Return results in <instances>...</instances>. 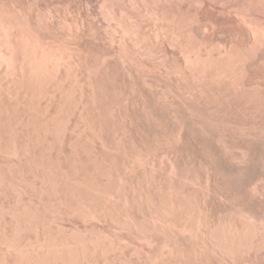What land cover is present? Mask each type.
Masks as SVG:
<instances>
[{
    "label": "rangeland",
    "instance_id": "1",
    "mask_svg": "<svg viewBox=\"0 0 264 264\" xmlns=\"http://www.w3.org/2000/svg\"><path fill=\"white\" fill-rule=\"evenodd\" d=\"M0 26V264H264V0H0Z\"/></svg>",
    "mask_w": 264,
    "mask_h": 264
},
{
    "label": "bare ground",
    "instance_id": "2",
    "mask_svg": "<svg viewBox=\"0 0 264 264\" xmlns=\"http://www.w3.org/2000/svg\"><path fill=\"white\" fill-rule=\"evenodd\" d=\"M104 1V0H103ZM130 2V1H129ZM106 3V2H105ZM133 3V2H132ZM137 4V3H136ZM102 5V4H101ZM99 6V5H98ZM112 6V5H111ZM103 7V6H102ZM131 7V6H130ZM101 8V7H100ZM11 9V8H10ZM18 10V9H17ZM106 10V9H105ZM106 12H107V10H106ZM109 12V11H108ZM155 17V16H154ZM112 18V17H111ZM157 18V17H156ZM121 19V18H120ZM155 19V18H154ZM6 20V19H5ZM22 20V19H21ZM24 20V19H23ZM158 21V20H157ZM22 23H23V21H22ZM27 23V22H26ZM2 25V24H1ZM116 25V24H115ZM1 27V26H0ZM37 27V26H36ZM2 28V27H1ZM5 28V27H4ZM2 31V30H1ZM14 31V30H13ZM4 32V31H3ZM16 32V31H15ZM42 32V31H41ZM116 32V31H115ZM124 32V31H123ZM10 33V32H9ZM157 33V32H156ZM22 34V33H21ZM21 34H20V36H21ZM77 34V33H76ZM38 35V34H37ZM136 35V34H135ZM254 35V34H253ZM122 36V35H121ZM18 37V36H17ZM5 38V37H4ZM20 39V38H19ZM23 39V38H22ZM5 40H6V38H5ZM9 40V39H8ZM23 42V41H22ZM31 42V41H30ZM34 42V41H33ZM37 42V41H36ZM46 42V41H45ZM5 43V42H4ZM12 43H13V41H12ZM16 43V42H15ZM31 44H33V43H31ZM11 45V44H10ZM22 48H23V45H22ZM25 48H26V46H25ZM28 48V47H27ZM48 49V48H47ZM10 50H12V49H10ZM8 48L7 49H5V50H3V51H1V57L2 58H5V61L7 60V62H11V65L10 66H8V67H10V68H12V69H14V65L15 64H12V61L13 60H11V57H10V54H12V53H10V52H8V51H10ZM37 50V49H36ZM24 51V50H23ZM16 52V51H15ZM20 52V51H19ZM35 52V51H34ZM39 52V51H38ZM17 53H18V51H17ZM22 53V52H21ZM35 54H36V52H35ZM40 54H41V52H40ZM28 56H30V55H28ZM25 57V56H24ZM31 57V56H30ZM40 57V56H39ZM46 57V56H45ZM61 57V56H60ZM120 57V56H119ZM125 57V56H124ZM10 58V59H9ZM49 58V57H48ZM59 58V57H58ZM13 59V58H12ZM55 59V58H54ZM121 59H122V57H121ZM1 60V59H0ZM25 60V59H24ZM27 60V59H26ZM39 60V59H38ZM45 60V59H44ZM61 60V59H60ZM31 61V60H30ZM58 61V60H57ZM10 62H9V64H10ZM13 62H15V61H13ZM33 62V61H32ZM31 62V63H32ZM124 62V61H123ZM6 63V62H5ZM4 63V64H5ZM37 63H39V62H37ZM48 63V62H47ZM121 63V62H120ZM17 64V63H16ZM21 64V63H20ZM33 64V63H32ZM22 65V64H21ZM30 65V64H29ZM41 65V64H40ZM62 65V64H61ZM4 66V65H3ZM18 66V65H17ZM31 66V65H30ZM35 66V65H34ZM123 66H124V64H123ZM139 66V65H138ZM37 67V66H36ZM2 68V67H1ZM6 68V67H5ZM25 68V67H24ZM52 68V67H51ZM36 69V68H35ZM122 69V68H121ZM20 70H21V68H20ZM25 70V69H24ZM126 70V69H125ZM129 70H131V69H129ZM30 71H32V70H30ZM34 71H36V70H34ZM39 71V70H38ZM52 71V70H51ZM127 71V70H126ZM5 72V71H4ZM19 72V71H18ZM26 72V71H25ZM124 72V71H123ZM7 73V72H6ZM22 73V72H21ZM27 73V72H26ZM37 73V72H36ZM35 73V74H36ZM129 73V72H128ZM8 74V73H7ZM11 74V73H10ZM14 74H15V71H14ZM203 74V73H202ZM19 75V74H18ZM26 75V74H25ZM34 75V74H33ZM51 75V74H50ZM124 75V74H123ZM8 76V75H7ZM10 76V75H9ZM8 76V77H9ZM200 76V75H199ZM15 77H16V75H15ZM19 77H20V75H19ZM24 77V76H23ZM28 77H29V75H28ZM38 77V76H37ZM17 78V77H16ZM15 78V79H16ZM26 78V77H25ZM31 78V77H30ZM144 78V77H143ZM203 78V77H202ZM106 79V78H105ZM138 79V78H137ZM140 79V78H139ZM201 79V78H200ZM1 80V79H0ZM34 80V79H33ZM114 80V79H113ZM141 80V79H140ZM12 81V80H11ZM10 81V82H11ZM24 81H26V80H24ZM28 81V80H27ZM133 81H134V79H133ZM142 81V80H141ZM145 81V80H144ZM30 82V81H29ZM34 82V81H33ZM55 83V82H54ZM105 83V82H104ZM150 83H152V82H150ZM9 84V83H8ZM17 84V83H16ZM20 84H21V82H20ZM27 84V83H26ZM26 84H25V87H26ZM32 84V83H31ZM140 84V83H139ZM144 84H145V82H144ZM7 85V84H6ZM22 85V84H21ZM29 85V84H28ZM27 85V86H28ZM39 85H40V83H39ZM118 85V84H117ZM35 86V85H34ZM110 86V85H109ZM113 86V85H112ZM138 86V85H137ZM145 86V85H144ZM149 85H147V87H148ZM21 87V86H20ZM29 87V86H28ZM96 87V86H95ZM133 87V86H132ZM4 88V87H3ZM6 88H7V86H6ZM18 88V87H17ZM24 88V87H23ZM27 88V87H26ZM146 88V87H145ZM150 88V87H149ZM34 89V88H33ZM93 89V88H92ZM8 90V89H7ZM10 91V90H9ZM16 91V90H15ZM17 91H19V90H17ZM31 91V90H30ZM36 91V90H35ZM132 91V90H131ZM134 91V90H133ZM147 91V90H146ZM7 92V91H6ZM98 92V91H97ZM142 92V91H141ZM24 93H25V91H24ZM29 93V92H28ZM35 93V92H34ZM30 94V93H29ZM57 94V93H56ZM136 94V93H135ZM3 95V94H2ZM22 95V94H21ZM82 95V94H81ZM203 95V94H202ZM24 97V96H23ZM151 97V96H150ZM204 97V96H203ZM1 98V97H0ZM18 98V97H17ZM92 98V97H91ZM88 99H90V98H88ZM87 99V100H88ZM94 99V98H93ZM10 100V99H9ZM16 100V99H15ZM30 100V99H29ZM203 100V99H202ZM207 100V99H206ZM81 101V100H80ZM37 103V102H36ZM87 103V102H86ZM137 103V102H136ZM15 104V103H14ZM114 104V103H113ZM207 104V103H206ZM106 105V104H105ZM172 105V104H171ZM191 105V104H190ZM62 107V106H61ZM93 107V106H92ZM133 107V106H132ZM135 107V106H134ZM149 107V106H148ZM156 107V106H155ZM186 107V106H185ZM105 108V107H104ZM170 108V107H169ZM184 108V107H183ZM190 108V107H189ZM172 109H174V108H172ZM177 109V108H176ZM187 109V108H186ZM193 109V108H192ZM196 109V108H195ZM1 110V109H0ZM123 110V109H122ZM190 110V109H189ZM125 111V110H124ZM139 111V110H138ZM192 111V110H191ZM10 112V111H9ZM30 112V111H29ZM104 112V111H103ZM133 112V111H132ZM144 112H146V111H144ZM197 112V111H196ZM83 113V112H82ZM148 113V112H147ZM193 113V112H192ZM2 114V113H1ZM97 114V113H96ZM210 114V113H209ZM120 115V114H119ZM142 115V114H141ZM140 115V116H141ZM11 116V115H10ZM101 116V115H100ZM165 116V115H164ZM5 117V116H4ZM100 118V117H99ZM146 118V117H145ZM121 119V118H120ZM21 120V119H20ZM99 120V119H98ZM97 120V121H98ZM104 120V119H103ZM9 121V120H8ZM19 121V120H18ZM57 121V120H56ZM106 121V120H105ZM149 121V120H148ZM158 121V120H157ZM7 122V121H6ZM48 122V121H47ZM4 124V123H3ZM93 124V123H92ZM41 125V124H40ZM45 125H47V124H45ZM180 125V124H179ZM5 126H6V124H5ZM8 126V125H7ZM44 126V125H43ZM58 126V125H57ZM60 126V125H59ZM149 126V125H148ZM1 127V126H0ZM7 128V127H6ZM10 128V127H9ZM8 128V129H9ZM45 129H46V127H44ZM98 128V127H97ZM114 128V127H113ZM182 128V127H181ZM178 129V128H177ZM12 130V129H11ZM51 130V129H50ZM74 130V129H73ZM102 130V129H101ZM149 130V129H148ZM162 130V129H161ZM43 131V130H42ZM47 131V130H46ZM45 131V132H46ZM52 131H54V130H52ZM166 131V130H165ZM175 131V130H174ZM40 132H41V130H40ZM116 132V131H115ZM162 132H163V130H162ZM42 134H44V133H42ZM47 134V133H46ZM95 134H98V133H95ZM153 134V133H152ZM155 134V133H154ZM37 135V133H35V136ZM45 135V134H44ZM110 135V134H109ZM43 136V135H42ZM47 136V135H46ZM115 136V135H114ZM153 136V135H152ZM220 138H222V137H220ZM224 138V137H223ZM236 140V139H235ZM220 141H221V139H220ZM238 142V141H237ZM131 146V145H130ZM103 148V147H102ZM9 149V148H8ZM124 149V148H123ZM237 149V148H236ZM242 149V148H241ZM5 150V149H4ZM109 150V149H108ZM62 151V150H61ZM245 156V155H244ZM247 156V155H246ZM255 158V157H254ZM251 159V158H250ZM197 176V175H196ZM186 177V176H185ZM185 180H186V178H185ZM237 211V210H236ZM251 215H249V217H250ZM253 216V215H252ZM235 217V216H234ZM230 228V227H229ZM225 230V229H224ZM213 231V230H212ZM223 231V230H222ZM227 231V230H226ZM235 232V231H234ZM241 234V233H240ZM212 235V234H211ZM238 235V234H237ZM235 236V235H234ZM240 236V235H239ZM226 237V236H225ZM233 237V236H232ZM224 239H226V238H224ZM236 239V238H235ZM230 240H232L231 238H230ZM234 240V239H233ZM223 241V240H222ZM225 242H226V240H225ZM230 243V242H229ZM43 244V243H42ZM233 244V243H232ZM225 246V245H224ZM40 247V246H39ZM229 247V246H228ZM43 248V247H42ZM42 250V249H41ZM40 250V251H41ZM234 251V250H233ZM232 251V252H233ZM7 252H8V249H7ZM65 253V252H64Z\"/></svg>",
    "mask_w": 264,
    "mask_h": 264
}]
</instances>
